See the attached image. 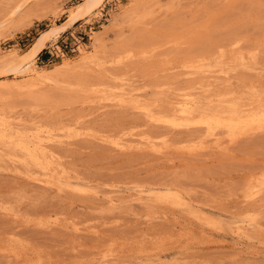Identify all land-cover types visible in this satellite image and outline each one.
<instances>
[{
	"label": "rangeland",
	"instance_id": "374dc122",
	"mask_svg": "<svg viewBox=\"0 0 264 264\" xmlns=\"http://www.w3.org/2000/svg\"><path fill=\"white\" fill-rule=\"evenodd\" d=\"M85 1L0 0V264H264V0Z\"/></svg>",
	"mask_w": 264,
	"mask_h": 264
},
{
	"label": "bare ground",
	"instance_id": "6f19581e",
	"mask_svg": "<svg viewBox=\"0 0 264 264\" xmlns=\"http://www.w3.org/2000/svg\"><path fill=\"white\" fill-rule=\"evenodd\" d=\"M19 4L16 6L15 10L10 13V15H15V13H17L16 11H19L18 9L22 6V4L26 1V0H16ZM83 3V2H82ZM102 3V0H86L82 5H80L78 7V10L74 13H71L68 16V20L67 25H72L75 24L77 21H79L81 19V17L86 16L87 14L92 13L93 11H95ZM9 17V16H7ZM12 18V17H11ZM10 18V19H11ZM9 19V20H10ZM8 22V18L4 19L3 21H0V26H5V24ZM65 24V23H64ZM66 26V25H65ZM60 28H64V26L60 27ZM59 28V30H60ZM62 30V29H61ZM54 31V30H53ZM55 32V31H54ZM58 32V30H57ZM56 32V33H57ZM52 33L53 32H47V33H43L40 36H38L33 43H31L29 46H27L26 50L23 53H14V51L12 53H7L4 56H0V70L1 73L0 74H8V73H22L24 71H29L30 66L35 58L37 57V55L43 51V49L46 48V44L47 42L49 43V41H51L52 38ZM96 35V34H95ZM195 38V37H194ZM98 40V38L96 37L95 40ZM123 43V42H122ZM178 44V43H177ZM94 45V43H93ZM113 52V51H112ZM137 56V55H136ZM158 56V55H157ZM165 58V57H164ZM3 61V62H2ZM133 61V60H132ZM3 63V65H2ZM125 63V62H124ZM216 68V67H215ZM34 70V69H33ZM32 70V71H33ZM33 73V72H32ZM163 73V72H162ZM99 74V73H98ZM10 75V74H9ZM97 79V78H95ZM176 80V79H175ZM201 81V80H200ZM76 82V81H75ZM175 82V81H174ZM205 82V81H204ZM208 83V82H207ZM206 84V83H205ZM210 84V83H209ZM27 87H33V80H31L28 84ZM212 88V87H211ZM9 89V88H7ZM167 89V88H166ZM174 89V88H173ZM206 89V88H205ZM208 89V88H207ZM210 89V88H209ZM205 91V90H204ZM170 93V92H169ZM205 93V92H204ZM41 93H38V95L41 97L40 95ZM226 95V94H225ZM32 96V95H31ZM30 96V97H31ZM35 95L32 96V98ZM37 96V95H36ZM42 96H45L44 93ZM37 98V97H36ZM34 98V99H36ZM43 98V97H42ZM45 98V97H44ZM39 99V97H38ZM37 99V100H38ZM167 103V102H166ZM206 109V108H205ZM200 110V109H199ZM202 110V109H201ZM204 110V109H203ZM202 110V111H203ZM234 111V110H233ZM208 119V118H207ZM79 138V137H78ZM33 155V154H32ZM181 199V198H180Z\"/></svg>",
	"mask_w": 264,
	"mask_h": 264
}]
</instances>
